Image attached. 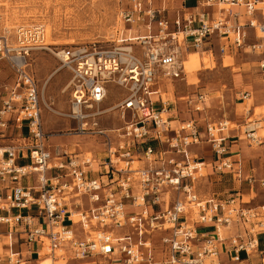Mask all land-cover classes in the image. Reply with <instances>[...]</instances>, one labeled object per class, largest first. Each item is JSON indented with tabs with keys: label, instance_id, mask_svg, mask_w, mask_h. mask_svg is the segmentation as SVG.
<instances>
[{
	"label": "built area",
	"instance_id": "obj_1",
	"mask_svg": "<svg viewBox=\"0 0 264 264\" xmlns=\"http://www.w3.org/2000/svg\"><path fill=\"white\" fill-rule=\"evenodd\" d=\"M117 1L122 38L57 53L72 75L67 88L76 135L101 139L103 161L75 151L53 155L30 58L33 50L48 47L44 27L19 26L13 35L0 15V62L14 76L0 109V137L10 125L22 135L26 131L22 146L0 148V211H28L0 216L10 246L34 245L39 256L45 247L54 255L69 251L79 264H97L99 258L108 264H252L257 258L264 264V206H246L239 191L225 200L202 195L197 180L206 162L191 151L208 142L213 170L246 182L253 192L258 180L233 159L241 138L230 134L235 130L227 122L207 124L204 132L196 120L174 129L163 117L170 111L159 86L184 80L190 51L213 55L216 42L223 55L234 49L255 54L264 81V0H192L194 7L183 0L173 15L155 0ZM128 32L134 37H126ZM110 87L127 91L116 105L125 122L106 130L98 118ZM250 97L242 93V99ZM190 103L201 112L206 96ZM255 133L250 127L244 135L260 143ZM24 179L32 184L24 186ZM258 183L264 187V180Z\"/></svg>",
	"mask_w": 264,
	"mask_h": 264
},
{
	"label": "rangeland",
	"instance_id": "obj_2",
	"mask_svg": "<svg viewBox=\"0 0 264 264\" xmlns=\"http://www.w3.org/2000/svg\"><path fill=\"white\" fill-rule=\"evenodd\" d=\"M177 1L171 15L180 8ZM194 4L189 2L188 6ZM119 11L117 0H0V15L7 21L13 35L19 26L30 29L41 25L51 43L46 49L33 50L30 58L42 93L43 128L49 137V145L55 157L63 151L81 150L93 155L96 151L101 153L103 146L99 138L76 135L78 123L70 117L71 97L67 88L72 75L62 68L57 53L66 47L95 40L122 38L126 30L119 18ZM132 34L128 32L126 37H134ZM212 49L213 55L204 51H190L199 54L190 58V63L187 59L184 60V80L161 82L159 86L162 97L169 105V111H172L163 117L170 118L169 122L174 129H179L184 122L196 120L201 132L205 131L207 124L227 122L229 130H235L230 134L241 138L233 148L234 154L239 157L233 159H240L245 175H254L259 182L264 180V81L258 71L259 58L244 49L229 50L223 55L217 42ZM12 84L14 76L10 66L2 61L0 108L3 106V98L6 97V89ZM245 92H250L251 97L244 100L242 93ZM126 94L127 91L123 89L110 87L107 99L100 106L101 111L106 110L98 118L101 129L110 130L124 126L125 121L121 119L120 112L115 107ZM199 94L206 96V103L201 112H196L194 103L190 102ZM130 119V115H127L126 121ZM250 127L256 130L255 138H259L260 143H250L246 139L244 132ZM19 133L10 125L5 137H0V148L16 143L17 141L13 140L20 137ZM20 140V143H23V140ZM77 144L80 145L79 148L76 147ZM191 151L206 162V169L202 172L204 177L197 180L202 195L215 193L219 199L225 200L231 196L235 197L239 191L246 206H264V187L258 182L252 192L246 182L239 184L234 182L229 174H218L213 170L214 154L208 142L203 141L202 144L191 147ZM91 154L87 156L90 157ZM28 163L29 161H26L24 164ZM94 169H98L97 165ZM75 220L78 218L75 217ZM4 226L5 224H0V264H52L51 259L55 264H79L72 260L69 251H57L54 255L45 247L39 249V256L30 253L37 250L34 245L29 247L19 242L11 247V240L5 236L8 232ZM11 251L22 254L12 258ZM97 264L108 262L99 258Z\"/></svg>",
	"mask_w": 264,
	"mask_h": 264
},
{
	"label": "crops",
	"instance_id": "obj_3",
	"mask_svg": "<svg viewBox=\"0 0 264 264\" xmlns=\"http://www.w3.org/2000/svg\"><path fill=\"white\" fill-rule=\"evenodd\" d=\"M175 1L176 0H155V4L158 6V5H162V4H166V6L167 7H169L171 10H173L174 9V3H175ZM177 2H179V4H180V8L182 7V3H183V0H178ZM189 2H194V1H192V0H190ZM195 3V2H194ZM195 6V4L193 5V6H191V7H194ZM180 8H178V9H180ZM178 9H176V10H178ZM195 56V54L193 53V54H190V56L187 58V61H189V63H190V58L192 59L193 57ZM196 63V62H195ZM4 100H6V97H4L3 98V101ZM2 108V107H1ZM0 108V109H1ZM170 112H172V111H170ZM20 132V131H19ZM18 136H20V137H18V139H14L13 140V142H15V141H17L16 143H11L12 145H10V146H22L24 143H25V139L23 138L24 136H25V131H24V133H23V135L22 134H18ZM20 139H22L23 140V143H20ZM101 140V139H100ZM102 141V140H101ZM101 146H103V144H101ZM155 146H156V144H155ZM76 147L77 148H79L80 147V145H76ZM2 152V151H1ZM75 152L76 153H79L80 155L82 154L83 156H85V155H89V154H91V153H84V152H81V150L79 151V152H77L76 150H75ZM101 153L100 154H98L99 152L98 151H96V152H94V155L93 154H91V156L90 157H94L95 159H97L98 161H103V159H105V157H106V154L104 153V146H103V148H101V151H100ZM26 161H29V160H20V161H18V163H19V165H29L30 164V162L28 163V164H24ZM35 180L33 179V182H34ZM32 184V181L30 180V179H24V181H23V185L24 186H28V185H31ZM3 185V183L0 181V186H2ZM22 213V214H26V213H28V211H19V210H4V211H0V216H2V217H7V216H9V217H12V216H14V215H16V214H18V213ZM5 227V229L7 230V232L9 231V228H8V226H4ZM18 229L20 230V229H22V227H18ZM0 234H2V233H0ZM5 235V234H4ZM6 237H8V234H6L5 235ZM21 246H23V245H21ZM34 251H31L30 253L32 254ZM22 254V252H20V253H16L15 255H21ZM51 261H52V264H55L54 263V260L53 259H51ZM252 264H260V260L259 259H257V258H254L253 260H252Z\"/></svg>",
	"mask_w": 264,
	"mask_h": 264
},
{
	"label": "bare ground",
	"instance_id": "obj_4",
	"mask_svg": "<svg viewBox=\"0 0 264 264\" xmlns=\"http://www.w3.org/2000/svg\"><path fill=\"white\" fill-rule=\"evenodd\" d=\"M43 32H44V37H43V38H44V40H43V41H44V42H43L44 44H43V45L51 44L50 41H49L48 38H47V32H46V30L44 29ZM193 53H194V54H197V55L199 54V52H193ZM193 53H189L188 56H187V58L190 56V54H193ZM202 54H203V53H202ZM187 58H185V59H187ZM184 67H185V65H184ZM115 108H116V107H115ZM102 114H103V113H102ZM254 137H255V136H254ZM76 218H78V217H76ZM10 244H11V243H10ZM10 254H11L10 256H11L12 258L16 257V255H15V253H14L13 251H11Z\"/></svg>",
	"mask_w": 264,
	"mask_h": 264
}]
</instances>
